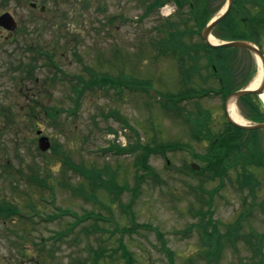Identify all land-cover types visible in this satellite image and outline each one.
I'll return each mask as SVG.
<instances>
[{"label":"rangeland","instance_id":"1","mask_svg":"<svg viewBox=\"0 0 264 264\" xmlns=\"http://www.w3.org/2000/svg\"><path fill=\"white\" fill-rule=\"evenodd\" d=\"M43 1L29 0L37 3L35 8H31L28 1L0 0V13L8 11L16 21L12 32L0 28V107L7 109L14 119V126L10 128L0 116V202L16 205L24 213L29 211L27 203H34L39 211L32 216L35 221L33 229L27 219L15 218L14 222L9 218L0 219V264H88L89 247L93 250L104 248L105 254L115 255L112 258L105 254L100 256L103 264H124L117 247L119 230L121 227L130 229L132 222L139 226H134L121 238L131 252L134 264H168V251L162 249V245L172 252L174 264H239L241 258L252 253L248 241L253 238L254 242L258 238L256 232L264 231V215L259 207L252 205L253 212L246 214L241 222L234 243L226 235L227 226L233 224L241 211L249 206L253 193L256 202L264 197V171L255 168L254 159L249 158L246 168L252 184L255 186V181L258 182L255 190L246 188L240 192L236 189L235 183L230 182L235 178L232 172L229 179H224L223 186H218L216 179L206 181L203 186L208 193L202 196L207 197L210 193V204L206 200L200 202L195 190L190 188L198 184L200 176L191 173L187 164L192 161L200 164L193 159L192 151H203L207 141L199 142L191 136L185 116L199 105L210 112L212 132L215 135L221 133L226 126L221 97L211 93L186 100L181 104L184 114L182 112L179 117L167 111L170 101L160 103L165 98L163 94L176 93L185 87H218L215 79L205 75L208 69L202 66L204 57L199 58L200 72L193 78L180 74L170 53L156 55L157 42L163 35L159 36L154 26L160 24L161 17L156 12L144 16L140 0ZM203 2L213 14L221 6L220 0ZM41 3L45 6L43 12L39 11ZM246 6L250 9L258 6L257 11L260 7L254 4ZM255 15L258 18L261 12L253 17ZM259 21L264 22L261 18ZM260 28L261 36L256 38L260 39L258 42L264 51L262 25ZM8 32L12 33L11 42L5 41ZM199 40L197 35L183 37L186 43ZM37 46L52 53L48 55L62 70V75L82 76L85 81L90 76L89 69L98 75L107 73L113 77L123 73L136 81L131 86L139 87L138 80L147 81L150 93L125 87L120 91L98 85L91 89L85 87L78 97L77 109L71 112L75 99L69 97L68 83H52L49 76L53 69L44 66L40 58H35ZM227 60L230 83L248 86L257 72L254 55L236 49ZM18 61L28 67L30 62H36L32 80L29 77L18 79L20 73L13 68ZM154 93L158 99H154ZM31 97L35 119L27 117V103ZM50 105L63 107L57 124L40 112L42 107ZM234 105L239 116L246 123L250 122L248 110L238 100H234ZM261 111L264 112V108ZM107 127H127L123 132L126 142L140 141L150 147L162 142H182L184 148L148 156L156 175L145 176L137 184L136 175L141 170L134 164V158L138 152L118 154L103 150L108 145L106 138L110 137ZM38 129L42 130V135L48 136L51 143L50 149L43 153L36 148ZM247 136L252 140L251 135ZM256 142L259 149L257 159H261L264 130L256 132ZM249 144L250 153L252 146ZM247 148L242 150L245 152ZM72 164H80L82 170L108 165L106 169L116 174L115 182H125L128 188L111 202L103 189L92 191L82 174H73ZM237 165L240 169L241 166ZM108 171L104 170L102 180L112 177ZM31 174H39V182L27 176ZM41 179L53 185V193L43 187ZM103 184L100 179L99 185ZM27 196L32 201L25 199ZM57 208H68L72 215L85 218L67 232L72 216L47 215L55 213ZM89 212L106 220L88 217ZM209 218L222 235L223 248L216 263L200 254V250H207L208 246L202 245L198 230ZM63 230L66 234L55 238L56 232ZM41 237L46 239L44 245L32 244V240Z\"/></svg>","mask_w":264,"mask_h":264},{"label":"trees","instance_id":"2","mask_svg":"<svg viewBox=\"0 0 264 264\" xmlns=\"http://www.w3.org/2000/svg\"><path fill=\"white\" fill-rule=\"evenodd\" d=\"M29 1V0H24ZM143 3L144 6V16H147L153 9H156L160 4L171 1V0H140ZM178 7V16L175 19H165L159 27L155 26L154 29L158 32H161L163 30L168 29L166 32L165 37H161V40L159 42V47L162 51L168 52L172 54V56L177 57L176 64L178 65L180 74H185L186 76H190L194 78V74L200 71V63L199 58L204 57V66L205 68L209 69V72L206 74L207 77L214 78L217 83L218 87L216 88L218 93H221L222 96H224L226 93L236 90L240 88L241 86H234L230 83L228 72L226 69V63L228 56H231V53L233 50L239 49L237 47H210L207 44H205L202 40L198 42H190L186 43L183 41V37L185 35L192 36L193 34L197 33V31L204 26V24L208 21V19L213 15L211 11L208 10L207 4L203 2V0H194L192 5L190 6V3H184L185 0H174ZM42 2H44L42 0ZM188 5V11L190 16H184L183 13V6ZM152 9V10H151ZM193 24L192 25V21ZM235 16L233 15V12L230 13L226 19H224L222 22L217 24L213 30L212 33L214 36L220 39H248L253 40L256 43L259 44L258 40L253 35H248L245 32H243V26L242 29L238 31V33L232 32L231 28L236 27L235 25ZM246 23H250V20H241V25H244ZM44 50L37 46L35 48V58H40L42 64H47L45 66L50 65L52 62L50 59L47 58V54L43 52ZM77 56V53L76 55ZM36 62L32 63L30 62V66H25L22 61H18L17 65L13 68L17 70L20 74L18 79H26L29 77V80H32V71L34 67L36 66ZM54 68H57V72L53 74V79L51 80L52 83H56L57 81L62 83L64 79H59L58 73L61 72L60 69L56 65H54ZM94 72V71H93ZM96 73V72H94ZM98 74V73H96ZM227 75V76H226ZM24 76V77H23ZM55 76L57 79H55ZM125 76V77H124ZM63 77V76H62ZM17 78V77H16ZM59 79V80H58ZM121 79V80H120ZM47 80V79H46ZM55 80V81H53ZM75 79H67V83L69 85V89L71 92V95L69 96L72 99V94L77 95L83 87V82L79 83L78 81H72ZM97 80H101V84L103 85H110L115 86V83H118L116 86H121V81L124 82H134L132 78L129 76H126L125 74L121 73L119 76L112 77L108 75L107 73H101L97 76H92L88 81H85L87 85H93L97 83ZM69 81V82H68ZM48 82V81H47ZM193 82V81H191ZM190 82V83H191ZM51 83V82H50ZM53 83V84H54ZM187 84V83H186ZM85 85V84H84ZM123 85V84H122ZM143 89V88H142ZM141 89V90H142ZM208 88H190L187 87L186 89H183V91L180 92L182 95H194L195 92L204 91ZM143 92V90H142ZM24 96V94H23ZM239 103L243 105L248 110V116L251 120L255 121H261L264 120L263 113L261 110L264 108L263 105L259 102V100L256 98L255 94L249 93L240 96L238 99ZM26 102L28 99L25 100ZM36 103V102H35ZM28 110H27V117L30 119H35V114L33 113V99L28 101ZM76 106V103H75ZM168 107V106H167ZM175 108L177 112H181L180 105H175ZM75 109V107H74ZM73 109V110H74ZM260 109V110H259ZM63 110V107H59L56 105H50L48 107H42L41 111L44 116L49 117L52 119V121L55 120V124H57L58 117ZM72 110V109H71ZM20 111V109H18ZM30 115V117L28 116ZM0 116L4 121V124H7L10 126H14V119H12L13 115L7 113L6 110L0 111ZM187 120L192 122L193 130L192 135L196 138L199 142L207 141V144L203 151L196 152V158L201 161V167L199 172L200 175H204L199 179V183L201 186L203 185V182L210 180H218L220 179L223 181L225 178L231 177V173L233 172L235 175V178H231L232 181H230L232 184H234L235 188H238V190L244 191L246 188L249 190L250 188V178H249V172L246 168V165L249 163L250 158V148L248 147L249 139L248 135L252 132L245 131L242 129H239L234 126H226L225 130H223L221 133L215 135L212 132V129L210 127V113L209 111L200 109L199 106H196V110L194 112H190L187 115ZM17 122V121H16ZM18 123V122H17ZM208 123V125H207ZM107 131H114L112 127H107ZM244 135V133H246ZM111 147H114V145H111ZM178 146V143H168L161 144L158 147V151L163 152L166 150H172ZM135 147H131L129 145L126 148H119L120 151H127L132 150ZM243 149L247 150L244 152ZM52 149V147H51ZM155 149V148H154ZM40 153H43L39 151ZM144 155H140V157L137 159V163H141L144 169L148 172H151L152 168L149 166L147 162V157L149 156V151L144 150ZM244 152V153H243ZM64 153V152H63ZM237 163L241 166L240 169L237 165ZM108 170V169H107ZM112 171V170H111ZM109 172V171H108ZM109 172L110 176L107 179L102 180L101 175L103 174L102 171L97 170L96 172L91 169L89 172L91 175V181L92 182H98L104 181V184L102 185V188L104 187L105 190H107L110 194L114 193L117 195L116 191V184H115V175L113 173ZM29 178H31L33 181L38 180L37 174L27 175ZM40 182L42 185L45 184L46 180L41 179ZM246 189V190H247ZM248 192V191H246ZM114 195V196H115ZM245 196V194H244ZM25 199H28V201H32L29 196H27ZM246 201V198L243 200ZM247 204V202H246ZM32 205V206H31ZM27 206H35L34 203H27ZM15 208L12 206L11 203H4L3 201L0 202V215L5 214L10 216H13V213L15 212ZM249 213V208L247 207L241 213L238 215L234 223L229 224L227 226L226 235L229 240H231L232 243H234L235 237H237L238 229L241 226V222L245 220L246 214ZM15 218V217H14ZM32 222V221H31ZM30 224V223H29ZM32 225V229L35 227V225ZM134 226V224L132 225ZM70 229V228H69ZM68 230V229H67ZM200 235L202 238L203 246H208L207 250H200V254L205 255L207 260H212V262H217V257L219 256L221 249L223 248L222 245V235L220 232H218V227L215 224V222H208L205 225L202 226V230H200ZM252 231V230H251ZM65 232H57L58 238L61 237L62 234ZM240 235L241 232H239ZM66 234V233H65ZM161 234H159V238ZM245 236V235H244ZM248 237V236H247ZM259 238L257 240L248 241V244L251 246L252 253L249 255H246V257H243L239 260V264H264V235L258 236ZM43 239H39L37 241L32 240L33 245H44L45 243H40ZM258 243V244H256ZM260 243V244H259ZM163 244V243H162ZM236 244H234L235 246ZM254 246L256 248H254ZM23 250V249H22ZM263 250V251H262ZM103 249L102 251L99 250L98 252H93L92 257L90 258L89 264H103L100 261V256H103ZM256 255L259 257L256 258ZM213 258V259H210ZM126 264H134V259L129 256V253L126 252V258L124 259ZM259 262V263H258ZM209 263V262H207ZM85 264V263H82ZM169 264H174L173 258L169 257Z\"/></svg>","mask_w":264,"mask_h":264},{"label":"water","instance_id":"3","mask_svg":"<svg viewBox=\"0 0 264 264\" xmlns=\"http://www.w3.org/2000/svg\"><path fill=\"white\" fill-rule=\"evenodd\" d=\"M231 1L232 0H228V4L224 5L223 9L221 11H219L217 14H215L211 20L205 25V27L202 29L201 32V37L204 39V41L213 46V47H217V46H236V47H243L246 48L250 51H252L256 56H258L261 59L262 62V66H263V79L259 85L258 88L256 89H252L249 88L248 86L240 88L236 91L231 92L227 97H226V101H232L235 98L239 97L240 95H244V94H248L251 92H255L257 94H260L263 89H264V54L262 53V51L260 50V48L254 44L253 42L250 41H246V40H232V41H218L217 43H212L209 41L210 35H211V30L212 28L220 21L222 20L225 15L228 13L230 7H231ZM0 26L6 28V29H13L15 26V21L13 20V18L10 16V14H8L7 12L3 13L0 15ZM226 118L228 121H230L231 124L242 128V129H264V122H260V123H249V124H241V123H237L235 121H233L230 116L228 115L227 111H226ZM49 146L47 138L46 137H41L39 138V147L42 150L47 149ZM191 166L195 169L198 168V166L191 164Z\"/></svg>","mask_w":264,"mask_h":264},{"label":"flooded vegetation","instance_id":"4","mask_svg":"<svg viewBox=\"0 0 264 264\" xmlns=\"http://www.w3.org/2000/svg\"><path fill=\"white\" fill-rule=\"evenodd\" d=\"M214 1V0H213ZM219 1V0H218ZM227 0H220L221 4L225 3ZM248 4H254V5H259V10L258 6H254L252 9L248 8L246 5ZM232 5L233 9L231 11L233 12V15L235 16V25L236 27H232L231 30L232 32L238 33L239 29L241 30L243 26V32H245L248 35H253V36H261V28L260 26L262 25L263 30H264V22L260 23L259 18L263 19L264 21V0H232ZM262 9V10H261ZM251 10H254L255 12H250ZM257 12H261V15L257 18V15L253 17L254 14ZM259 14V13H258ZM250 20V23L248 25L244 23V25H241V20ZM264 33L262 34V36ZM257 39V38H256ZM260 41V39H257ZM262 43V42H261ZM257 142H256V133L253 134V141H252V153H251V159H254L253 165L255 168L260 169L264 171V167H259L257 165L258 160H260L261 163L264 164V153L263 155L261 154V159H257L258 152L257 150ZM255 197V196H254ZM255 200H253V205L254 207L258 208V202L255 204ZM261 205H264V198L259 201Z\"/></svg>","mask_w":264,"mask_h":264},{"label":"bare ground","instance_id":"5","mask_svg":"<svg viewBox=\"0 0 264 264\" xmlns=\"http://www.w3.org/2000/svg\"><path fill=\"white\" fill-rule=\"evenodd\" d=\"M209 41L212 43H217V39L213 35H210ZM256 62L258 65V71L249 83V88H252V89L257 88L260 85L262 77H263V66H262L261 59L259 57H256ZM259 97L264 103V89L259 94ZM227 111H228L230 118L233 119L235 122L245 123V121L237 113L234 102L228 101Z\"/></svg>","mask_w":264,"mask_h":264}]
</instances>
